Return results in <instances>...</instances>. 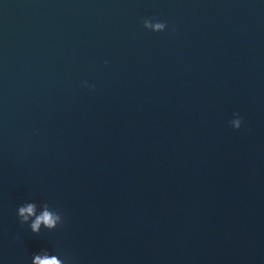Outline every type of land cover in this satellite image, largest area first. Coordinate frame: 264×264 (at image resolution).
I'll return each instance as SVG.
<instances>
[{
	"label": "water",
	"instance_id": "obj_1",
	"mask_svg": "<svg viewBox=\"0 0 264 264\" xmlns=\"http://www.w3.org/2000/svg\"><path fill=\"white\" fill-rule=\"evenodd\" d=\"M41 249L264 264V0H0V264Z\"/></svg>",
	"mask_w": 264,
	"mask_h": 264
},
{
	"label": "clouds",
	"instance_id": "obj_2",
	"mask_svg": "<svg viewBox=\"0 0 264 264\" xmlns=\"http://www.w3.org/2000/svg\"><path fill=\"white\" fill-rule=\"evenodd\" d=\"M142 27L151 32H162L165 30V23L156 20L154 17L144 18ZM82 86L93 87L87 81L82 82ZM232 129H239L241 126V117L233 114L232 118L228 121ZM17 217L21 224H28L31 233L36 234L40 231L41 226L45 230H53L57 225L62 223V216L47 204L41 205L39 210L34 203H27L17 209ZM58 254L50 253L47 249H41L32 254L31 264H69L66 257L57 259Z\"/></svg>",
	"mask_w": 264,
	"mask_h": 264
}]
</instances>
